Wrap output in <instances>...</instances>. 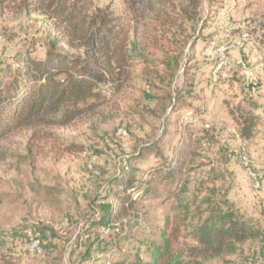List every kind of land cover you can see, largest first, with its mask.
I'll use <instances>...</instances> for the list:
<instances>
[{"label":"rangeland","instance_id":"374dc122","mask_svg":"<svg viewBox=\"0 0 264 264\" xmlns=\"http://www.w3.org/2000/svg\"><path fill=\"white\" fill-rule=\"evenodd\" d=\"M70 2L76 14L117 17L154 64L178 56L179 70L170 85L155 76L148 85L138 67V77L122 86L103 82L99 96L78 102L70 121L0 138V264H121L142 253L145 240H158L155 226L165 221L182 224L179 247L192 245L187 228L207 215L196 207L205 198L258 232L210 264H264V0L204 2L203 27L187 24L185 31L132 0ZM30 9L10 5L1 12L0 64L14 66L25 48L31 57L46 55L57 32ZM55 48L68 52L63 43ZM181 91L184 106L176 111L172 97ZM245 94L259 114L249 138L234 120ZM241 148L258 187L240 161ZM138 149L147 152L136 159ZM127 155L147 192L115 243L97 247L92 205L111 192L109 180ZM36 230L39 251L31 250Z\"/></svg>","mask_w":264,"mask_h":264},{"label":"trees","instance_id":"16d2710c","mask_svg":"<svg viewBox=\"0 0 264 264\" xmlns=\"http://www.w3.org/2000/svg\"><path fill=\"white\" fill-rule=\"evenodd\" d=\"M212 1L132 0L133 4H143L162 24L184 31L187 24L192 27L200 22L203 27L208 18L201 15L202 5ZM71 3L70 0H0V14L10 5L31 7L30 10L36 11L43 20H52L57 32L43 58L31 57L29 49L25 48L16 56L14 66L0 64V138L18 128L70 121L80 111L78 102L99 96L98 88L105 81L118 87L139 75L148 85L152 84L153 76L170 85L176 77L178 56L166 54L160 64H154L136 42L129 39L128 33L120 30L117 17L103 10L76 14ZM58 43H63L68 52L57 50L55 45ZM138 67L141 70L137 75ZM214 68L212 66L211 71ZM183 93L186 91L174 93L172 97L176 111L183 109ZM247 94L236 106L240 114L234 117L243 138L252 135L259 118L254 108L256 102ZM234 110H231L232 115ZM244 110L245 114L241 113ZM147 151L138 149L136 159ZM131 156H126L124 165L110 178L111 192L94 199L91 226L100 232L94 243L97 247L107 241L115 243V239L123 234L121 223H126L137 213V203L147 192L141 181H137L135 170L130 168ZM201 202L205 206H201ZM196 207L207 215L187 228L192 245L179 247L182 224L168 225L165 221L155 226L160 234L158 240H145L142 243L144 251L121 264H210L223 254L233 252L236 243L258 236L252 224L231 212L215 208L210 198L203 199ZM41 232L44 235V229ZM37 233L41 243L40 233L36 230Z\"/></svg>","mask_w":264,"mask_h":264},{"label":"built area","instance_id":"2783aa9c","mask_svg":"<svg viewBox=\"0 0 264 264\" xmlns=\"http://www.w3.org/2000/svg\"><path fill=\"white\" fill-rule=\"evenodd\" d=\"M220 65L217 66V68H219ZM188 115H191V112L188 113ZM208 125H206L207 127ZM241 152H239V158H240V161L241 163L247 167V170L249 171V174L251 175L252 179H253V186L254 187H258V181L256 180V176L253 172L250 171V165H249V160L248 158L246 157V155H244V152H243V148H241ZM31 250L33 251H39L40 250V244H39V240H33L32 243H31Z\"/></svg>","mask_w":264,"mask_h":264}]
</instances>
